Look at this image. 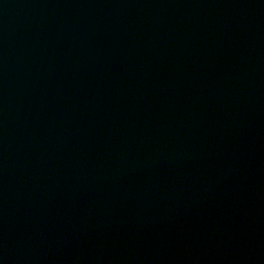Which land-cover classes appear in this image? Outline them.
<instances>
[{"label": "water", "instance_id": "water-1", "mask_svg": "<svg viewBox=\"0 0 264 264\" xmlns=\"http://www.w3.org/2000/svg\"><path fill=\"white\" fill-rule=\"evenodd\" d=\"M0 264H264V0H0Z\"/></svg>", "mask_w": 264, "mask_h": 264}]
</instances>
